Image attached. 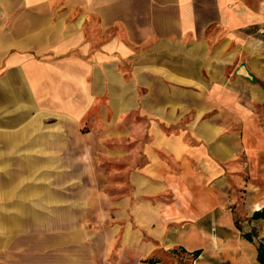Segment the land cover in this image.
<instances>
[{
	"label": "crops",
	"instance_id": "0c3cea01",
	"mask_svg": "<svg viewBox=\"0 0 264 264\" xmlns=\"http://www.w3.org/2000/svg\"><path fill=\"white\" fill-rule=\"evenodd\" d=\"M262 207L264 0H0L6 251L261 264Z\"/></svg>",
	"mask_w": 264,
	"mask_h": 264
},
{
	"label": "rangeland",
	"instance_id": "374dc122",
	"mask_svg": "<svg viewBox=\"0 0 264 264\" xmlns=\"http://www.w3.org/2000/svg\"><path fill=\"white\" fill-rule=\"evenodd\" d=\"M104 100L98 99L97 101L94 102L92 108L90 109L88 115H86V117L84 118L82 124L84 123L85 126H92V127H100L101 122H102V117L99 114L100 108L102 106V104L104 103ZM131 113V112H130ZM129 113V114H130ZM134 116H132V114L128 115V116H124L123 122L124 123H128V124H132L133 120H134ZM180 122V121H179ZM97 128V129H98ZM100 133V132H99ZM97 133V134H99ZM49 151V150H48ZM1 231L3 232L4 230L1 229ZM18 234V233H17ZM4 238H2L1 240H3ZM29 241L28 245H26V248L28 250H30V248H33L35 246L34 243H31V241H33V239L30 237L28 238L27 236L21 237V236H14L13 240L17 241L16 243H12L11 249L7 250L5 249V245L2 244L0 245V262H6V261H11L13 263H17V264H30V262L32 260H36L35 252H21L22 250V245L20 243L21 240L23 241ZM9 259V260H8Z\"/></svg>",
	"mask_w": 264,
	"mask_h": 264
},
{
	"label": "trees",
	"instance_id": "16d2710c",
	"mask_svg": "<svg viewBox=\"0 0 264 264\" xmlns=\"http://www.w3.org/2000/svg\"><path fill=\"white\" fill-rule=\"evenodd\" d=\"M253 218H259V217H264V207L255 210L252 213ZM247 238H252L251 235L245 234ZM194 254H197V251H195ZM257 258L261 264H264V241L258 240L257 242Z\"/></svg>",
	"mask_w": 264,
	"mask_h": 264
},
{
	"label": "water",
	"instance_id": "95a60500",
	"mask_svg": "<svg viewBox=\"0 0 264 264\" xmlns=\"http://www.w3.org/2000/svg\"><path fill=\"white\" fill-rule=\"evenodd\" d=\"M238 72L242 73V74H246V71L244 70V66L243 65L241 67H239Z\"/></svg>",
	"mask_w": 264,
	"mask_h": 264
}]
</instances>
